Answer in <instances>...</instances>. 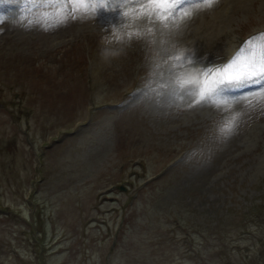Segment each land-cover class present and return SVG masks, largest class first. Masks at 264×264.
Returning <instances> with one entry per match:
<instances>
[{"label": "rangeland", "instance_id": "374dc122", "mask_svg": "<svg viewBox=\"0 0 264 264\" xmlns=\"http://www.w3.org/2000/svg\"><path fill=\"white\" fill-rule=\"evenodd\" d=\"M24 1L0 13V264H264V108L243 100L264 91L223 95L241 98L228 111L189 107L177 80L200 72L192 48L222 63L231 38L244 47L264 33V0H225L216 26L214 8L194 2L168 27L123 18L115 4L71 18L47 0ZM176 57L189 62L173 68ZM145 75L151 90L110 117L107 105ZM105 112L34 157L60 127ZM157 171L168 172L145 180ZM117 181L125 187L100 195Z\"/></svg>", "mask_w": 264, "mask_h": 264}, {"label": "snow or ice", "instance_id": "6c2138e0", "mask_svg": "<svg viewBox=\"0 0 264 264\" xmlns=\"http://www.w3.org/2000/svg\"><path fill=\"white\" fill-rule=\"evenodd\" d=\"M49 4H57L62 8H67L64 13L65 17L75 18L77 14L81 16L94 15L98 10L104 9L109 5L115 4L117 8H122L121 17L133 21L143 20L146 23L159 22L164 27L169 23H174L178 18V10L185 3V0H47ZM218 0H202L201 4H194V8L208 7L211 8ZM60 15V10L57 12ZM185 17L190 16V12L184 13ZM151 29H149V32ZM130 39L132 36H140V33L125 34ZM117 39H121L117 37ZM259 42V44H257ZM259 48V54L256 49ZM179 65L172 67H185L189 62L187 58L181 59ZM264 80V33L257 37L251 38L245 42L239 52L234 56L232 61L224 68L215 71L204 70L193 74L186 72L183 75H177L178 86L185 96L193 98V103L189 107L196 105H208L216 108H223L228 111L233 107V103H240L241 98H232V101L223 97V93L235 88L247 86L248 81L253 79ZM243 100L247 106L256 107L257 105L264 108V93L258 98L249 99L244 97ZM239 113L227 120L219 129L221 135H231Z\"/></svg>", "mask_w": 264, "mask_h": 264}, {"label": "bare ground", "instance_id": "6f19581e", "mask_svg": "<svg viewBox=\"0 0 264 264\" xmlns=\"http://www.w3.org/2000/svg\"><path fill=\"white\" fill-rule=\"evenodd\" d=\"M191 45V44H190ZM191 47V46H190ZM193 47V46H192ZM207 49V48H206Z\"/></svg>", "mask_w": 264, "mask_h": 264}]
</instances>
